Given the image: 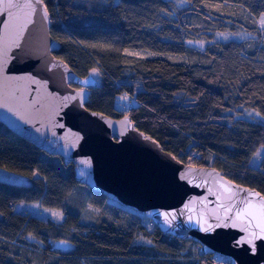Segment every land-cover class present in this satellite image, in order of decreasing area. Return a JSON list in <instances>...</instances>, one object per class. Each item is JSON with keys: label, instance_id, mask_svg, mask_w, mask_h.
I'll use <instances>...</instances> for the list:
<instances>
[{"label": "trees", "instance_id": "1", "mask_svg": "<svg viewBox=\"0 0 264 264\" xmlns=\"http://www.w3.org/2000/svg\"><path fill=\"white\" fill-rule=\"evenodd\" d=\"M43 0L54 55L99 72L85 107L135 127L179 161L213 166L264 197V0ZM218 34V35H217ZM219 39H216L215 36ZM203 40L202 47L188 41ZM129 103L115 106L117 96ZM257 166L251 157L259 150ZM211 164L209 165V163ZM77 190L82 201H70ZM74 179V165L0 122V264H221L197 243ZM62 211L56 222L16 203ZM100 209L81 221L83 204ZM61 241L68 243L62 244ZM151 241V243H148ZM224 264H230L226 259Z\"/></svg>", "mask_w": 264, "mask_h": 264}, {"label": "water", "instance_id": "2", "mask_svg": "<svg viewBox=\"0 0 264 264\" xmlns=\"http://www.w3.org/2000/svg\"><path fill=\"white\" fill-rule=\"evenodd\" d=\"M31 3L34 12L0 7V20L11 11L23 23L30 13L23 28L0 24V52L7 60L0 71V122L73 163L75 181L141 213L160 231L190 239L202 253L227 257L230 264H264V234L253 239L250 233L259 232L255 221L250 225V218H236L238 210L249 202L258 206L264 197L213 166L179 161L128 116L113 118L86 108L89 88L97 81L91 74L78 76L54 55L58 43L49 32L44 4ZM201 225L211 228L205 232ZM245 237L252 243H237Z\"/></svg>", "mask_w": 264, "mask_h": 264}, {"label": "rangeland", "instance_id": "3", "mask_svg": "<svg viewBox=\"0 0 264 264\" xmlns=\"http://www.w3.org/2000/svg\"><path fill=\"white\" fill-rule=\"evenodd\" d=\"M176 2L178 4H182V0H176ZM260 24V28L264 29V25L261 24V19H259V22ZM218 35V34H217ZM217 35L215 36L216 39H219L217 37ZM188 44L190 46H194V47H202L204 46L205 42L203 40H194V41H188ZM91 75L95 78V80L97 81V83L99 82V72L97 70H93ZM129 103V100L127 101V96L125 95H119L116 97L115 99V106L117 108H121V104L123 105H127ZM241 115L248 118V119H254V120H258V121H264V117L262 116H256V113L255 111H252V110H249V109H241L240 111ZM251 113L252 115L249 116L248 114ZM262 150L259 149L250 159L249 161V164L251 166H257L258 163H259V160H260V152ZM211 164V162L209 163V165ZM76 195H79L81 194L79 197L78 196H75L73 198H70V201L74 202L75 200L76 201H79V202H83L81 199H82V196L85 195V192L83 191H80V190H77L75 192ZM110 203H112L111 205L113 206H116V207H121L123 210L125 211H129V212H133V213H137V214H140L142 215L141 213L129 208V207H125L123 205H120L118 204L117 202L115 201H112V200H109ZM14 209L16 211H22V212H27V213H30V214H33V215H36L38 217H41V218H49L53 221H56V222H59L62 220L63 218V213L61 210L57 209V208H48V207H43V206H40L38 205L37 203H22V202H19V203H16L14 205ZM100 209L97 208L96 206L94 205H90V204H86L84 203L83 204V208L81 209V215H80V220L81 221H92V222H95L97 217H98V213H99ZM55 213V215H54ZM140 217H144L143 215L140 216ZM145 218V217H144ZM147 219V218H146ZM150 220V219H148ZM151 221V220H150ZM143 223L144 225H146L147 229H149V227L154 224L152 221L151 223L150 222H146L145 220H143ZM223 257V260L224 256H221Z\"/></svg>", "mask_w": 264, "mask_h": 264}, {"label": "snow or ice", "instance_id": "4", "mask_svg": "<svg viewBox=\"0 0 264 264\" xmlns=\"http://www.w3.org/2000/svg\"><path fill=\"white\" fill-rule=\"evenodd\" d=\"M37 3L43 4V0H37ZM0 7H4L5 9H9V10L13 8H17L21 10L29 9L31 10V12L35 11V6L33 3H31V0H28V2H25L22 4L15 2V0H3V4L0 5ZM43 12H44L45 18H47V8L46 7L43 9ZM0 14H3V13H0ZM28 15H30V13H25V19L23 23L28 22L26 19ZM7 16H8L7 20H0V24H2L5 29H8L9 27L17 26V25H19L20 28H23V23H21V17L18 14L13 13L11 11H7ZM261 24L264 25V14H262L261 16ZM5 55H6V52H0V71L3 70V66L7 63V60L3 59V56ZM11 79H31V77H14ZM248 115L251 116L252 114L249 113ZM260 115H261L260 113H256V116H260ZM185 207H187V205H185ZM230 210L231 209H226V211H230ZM162 215L167 218L170 214L165 212V213H162ZM242 217L250 218L248 220V223L250 225H252V221H255L254 226L259 229V232L250 233L253 239L257 238L261 234H264V198H261V201L258 206L253 205L251 202H249L244 209L238 210L236 213V218H242ZM166 222H169V221H166ZM233 226H235V224H233ZM201 228L203 231L207 232L209 228H211V225H209L208 227H204L203 225H201ZM243 242L252 243V240L245 237L244 240L237 241V243H243ZM61 243L66 244L68 242L61 241ZM148 243H151V241H149ZM253 251H255L254 246H253Z\"/></svg>", "mask_w": 264, "mask_h": 264}, {"label": "built area", "instance_id": "5", "mask_svg": "<svg viewBox=\"0 0 264 264\" xmlns=\"http://www.w3.org/2000/svg\"><path fill=\"white\" fill-rule=\"evenodd\" d=\"M226 259H227V258H224V260L221 262V264H224V262H225Z\"/></svg>", "mask_w": 264, "mask_h": 264}]
</instances>
